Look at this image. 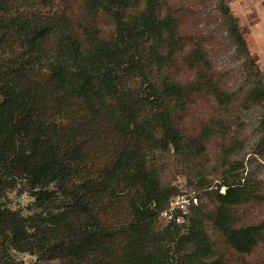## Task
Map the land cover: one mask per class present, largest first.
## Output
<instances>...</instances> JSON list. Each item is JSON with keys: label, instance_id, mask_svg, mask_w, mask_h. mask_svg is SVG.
Instances as JSON below:
<instances>
[{"label": "trees", "instance_id": "1", "mask_svg": "<svg viewBox=\"0 0 264 264\" xmlns=\"http://www.w3.org/2000/svg\"><path fill=\"white\" fill-rule=\"evenodd\" d=\"M191 6L0 0V264H21L8 249L59 264H264V191L234 159L237 96ZM215 8L244 62L241 106L261 109L264 151L263 76L227 0ZM214 148L212 210L159 229L177 193L166 162L208 189L197 163ZM12 191L32 199L31 214L7 207Z\"/></svg>", "mask_w": 264, "mask_h": 264}, {"label": "rangeland", "instance_id": "2", "mask_svg": "<svg viewBox=\"0 0 264 264\" xmlns=\"http://www.w3.org/2000/svg\"><path fill=\"white\" fill-rule=\"evenodd\" d=\"M188 5H195L196 12L201 14L200 26L210 32L213 37L212 61L214 67L222 72L230 89L237 96L236 106L230 113V122L234 127L240 139L242 149L236 154L234 159L242 162L245 171L261 183L264 191V151L256 148V143L260 137L259 121L261 118V109L254 107L245 110L241 106L242 94L249 84L246 78V71L243 67L244 62L235 52L234 46L230 43L225 35L224 28L221 24L216 11V0H180ZM227 4L232 14L238 19L239 26L243 31V36L249 53L261 72L264 79V0H227ZM192 8V6H191ZM206 112V111H205ZM200 115L202 114L199 113ZM256 152V153H255ZM218 151L214 148L206 153L204 157L197 163L200 167V173L197 177H201L208 184V189L198 186L195 182L197 178L192 179L194 185H189L187 174L176 160L166 162V169L162 173V181L169 188H175L177 193L169 198V203L176 197L183 198L186 201L187 213L183 216L184 222L177 223L174 218L180 216L176 209L170 210L172 220L164 214L168 212L170 206L161 211L157 218V227L164 228L167 225L174 224L183 226L187 223L192 209L202 204L206 211L212 210L213 206L209 203L205 196V190H214L216 183L221 175ZM224 189L221 188L220 192ZM6 205L8 208L27 216L31 214L32 199L25 193L12 191L7 194ZM169 214V213H168ZM9 259L15 263L21 264H59L57 261H38L35 256L26 253H18L13 250H7ZM5 256V250L1 246L0 240V263L2 257Z\"/></svg>", "mask_w": 264, "mask_h": 264}, {"label": "built area", "instance_id": "3", "mask_svg": "<svg viewBox=\"0 0 264 264\" xmlns=\"http://www.w3.org/2000/svg\"><path fill=\"white\" fill-rule=\"evenodd\" d=\"M169 210L168 212H164L166 216H168L169 219L172 220V215L170 214V210L176 209L179 213H181L180 216H177L173 219V221H176L177 223L184 222V215L187 213V206L186 201L183 198L176 197L173 201L169 203ZM169 213V214H168Z\"/></svg>", "mask_w": 264, "mask_h": 264}]
</instances>
